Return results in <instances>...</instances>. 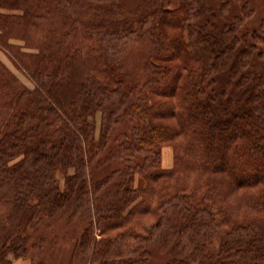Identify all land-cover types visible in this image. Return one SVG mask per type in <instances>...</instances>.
Returning <instances> with one entry per match:
<instances>
[{
    "label": "trees",
    "instance_id": "16d2710c",
    "mask_svg": "<svg viewBox=\"0 0 264 264\" xmlns=\"http://www.w3.org/2000/svg\"><path fill=\"white\" fill-rule=\"evenodd\" d=\"M207 13L213 16L208 0H0V46L35 83L23 85L0 61V189L10 190L0 215V264L31 252L30 230L44 217L96 206L95 193L105 182L92 181L89 165L127 101L124 116L136 121L132 138L111 152L145 154L146 195L134 175L119 183L113 200L97 211L96 228L92 222L82 232L78 263L153 264L145 253L127 260L114 253V240L139 237L133 228L143 224L137 220L130 234L113 231L137 214L155 217L144 231L161 228L164 207H177L184 221L171 259L161 264H264V81L262 75L250 81L251 72L243 69L248 54L239 46L237 25L198 24ZM162 25L179 32L166 37ZM147 32L156 44L146 63L153 78L149 96L139 97V84L123 72L113 44ZM227 69L240 76L243 90L237 99L220 101L207 86ZM165 117L176 118L177 128L161 121ZM174 134L183 136L181 153L168 170L160 163V143ZM188 173L208 179L187 191ZM242 190L250 192L246 202L237 197ZM210 227L222 235L217 253L199 243L187 251L180 245L182 235L201 242ZM95 229L106 238L97 239ZM34 264L47 263L42 258Z\"/></svg>",
    "mask_w": 264,
    "mask_h": 264
},
{
    "label": "rangeland",
    "instance_id": "374dc122",
    "mask_svg": "<svg viewBox=\"0 0 264 264\" xmlns=\"http://www.w3.org/2000/svg\"><path fill=\"white\" fill-rule=\"evenodd\" d=\"M106 3L115 2L118 3L120 0H99ZM124 1V0H121ZM209 8H212L211 13H207L206 16L199 17L198 24L213 21L218 25L224 24H236V36L239 39V46L247 51L248 56L245 58L246 65L243 67L245 72H251L250 81H255V77L262 75L264 81V0H208ZM207 22V23H208ZM162 33L166 37L175 36L179 30L177 28L170 27L168 25H162ZM184 33V31H182ZM36 36L39 33H35ZM20 42L21 41H16ZM89 43L95 45L96 41L92 40ZM155 42L153 36L147 32L141 36H130L124 38L115 44H113V53L120 63L123 72L127 75L128 79L139 84V92L136 96L143 97L149 96L147 86L151 83L153 74L151 68L146 66L149 58H153L152 55L155 50ZM11 52L4 47L0 46V61L4 63L16 76L17 79L23 85L27 87H35L34 81L30 76L18 65L17 62L12 58ZM210 79L213 81L208 82V92H214L217 94V98L220 101H227L229 98L237 99L236 95L242 94L240 76H234L230 69L225 71H218ZM254 79V80H253ZM249 84V83H248ZM223 92V93H222ZM133 99V97H130ZM129 99V100H130ZM176 100V98H174ZM2 101V99H0ZM0 101V110L3 108ZM130 101H127L113 116L115 123L107 136L106 146L99 152L93 162L89 165L90 178L94 183H100V188H97L94 200L95 205L92 210L91 205L86 208H64L56 212L52 217H44L43 220L30 230V253L26 256L13 257L11 264H34L35 261L43 260L47 264H79L80 255L76 256V250L78 248V240L82 232L90 226L93 222L95 223L97 217V211L103 209L108 203L113 200L115 193L119 188V183L125 184L134 175L133 183L139 187L141 196H145L144 189L148 185L147 179L143 176L141 165L145 159V154L138 153L134 157L128 156L125 152H121L116 156L112 155L111 149L113 147H119L123 141L128 138H132V130L136 125V121L131 119V116H124V110L127 109V105ZM122 117V118H121ZM121 118V121L118 119ZM117 120V121H116ZM97 125V134L99 135L102 113L98 112L94 118ZM161 121L173 124L177 128V120L174 117H165ZM183 136L181 134H174L169 139L160 143V163L165 169L171 170L176 166L177 153L182 143ZM151 157H154L151 155ZM75 171L74 168L69 169V174ZM59 178L63 182L65 176L63 173L58 174ZM216 176V175H214ZM186 179L183 182L182 188H187V191L193 189L200 176L197 173H188V176H184ZM183 179V176H182ZM208 179L206 174H203L200 178L202 182ZM108 180V181H107ZM162 180V181H161ZM159 180L160 183L163 179ZM168 183L164 184L165 193L173 196V187H169ZM10 190L5 187L0 189V215L5 213L8 209L6 205L7 196ZM248 193L245 191H239L237 197L239 200L246 202ZM254 193V192H253ZM141 198V197H140ZM246 206H242L238 210V215L245 213ZM164 207L163 215L164 220L162 221V227L150 228L144 231V227L152 225L155 217L150 214L135 215L129 219L127 225L116 229L114 233L127 232L131 233L135 223L138 221L143 224L134 227L133 233L141 234L139 237L131 238L125 237L122 239H115L113 243V249L117 259L127 260L129 258L139 257L141 253H145L148 257V261L153 264L165 263L172 257V249L176 245V230L180 224L184 221L183 215L179 212L177 207H171L169 210H165ZM165 212V213H164ZM138 220V221H137ZM144 220V221H143ZM211 228V227H210ZM208 229V234L201 238V242H194L187 236L180 237V245L185 250H192L196 246V243L205 245L206 249L211 253H217L222 241V235L217 229ZM101 231L95 229V236L97 239H104L107 235L100 233ZM145 232V233H144ZM191 231L189 233H193ZM206 231H203L205 234ZM195 237V234H193ZM198 238L195 239V241ZM198 245V244H197Z\"/></svg>",
    "mask_w": 264,
    "mask_h": 264
}]
</instances>
